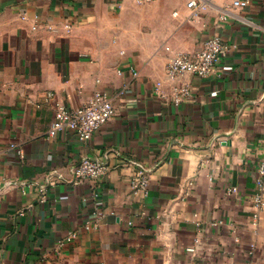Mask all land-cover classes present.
I'll return each mask as SVG.
<instances>
[{
	"label": "crops",
	"instance_id": "crops-1",
	"mask_svg": "<svg viewBox=\"0 0 264 264\" xmlns=\"http://www.w3.org/2000/svg\"><path fill=\"white\" fill-rule=\"evenodd\" d=\"M202 1L0 0V264H264V0ZM215 36L213 73L167 78V46ZM96 90L115 111L90 140L49 134L57 104ZM84 156L109 169L75 184Z\"/></svg>",
	"mask_w": 264,
	"mask_h": 264
},
{
	"label": "built area",
	"instance_id": "built-area-1",
	"mask_svg": "<svg viewBox=\"0 0 264 264\" xmlns=\"http://www.w3.org/2000/svg\"><path fill=\"white\" fill-rule=\"evenodd\" d=\"M139 4H145L151 0H137ZM251 3V0H233L232 8L244 9ZM207 3L202 0H188V7L193 10V15H198L200 11L207 8ZM231 15H234L230 9H224L221 14L222 20H228ZM67 27H71V22L66 23ZM226 48V45L222 39L218 36L208 38L205 40L200 49L194 52H182L173 51L169 46L167 49L172 51V55L169 58L166 67V76L171 80L177 79L179 76L191 72L200 76H208L213 73L217 62L220 59V54ZM134 76L138 75V71L133 69ZM161 84V82H158ZM128 88V84H124L120 93H124ZM188 85H179L176 87V98L180 94L188 92ZM47 98L54 97V92L48 91ZM115 104L112 97L105 91L96 90L94 95L86 102L78 106H66L65 104H57L55 117L51 123L49 134L51 136L57 135L59 132L72 130L83 141L90 140L103 124L108 122L114 115ZM14 146V145H12ZM138 167L137 174L132 179L134 191H148L150 183V169L143 163L135 162ZM109 166L99 158H93L90 156L82 157L80 163L76 166L74 172V183L83 184L86 181L99 180L106 175ZM193 184V181L190 182ZM258 190L254 197L255 206L257 212L255 217L259 216V211L264 206V158L259 165V176L257 179ZM234 191L237 188L233 187ZM217 225L218 222H213ZM90 228V225H86ZM77 233L72 232L68 236V240L76 238ZM199 239L195 240V243L187 246V250L194 254L197 251V244ZM251 249H254L256 245L252 243Z\"/></svg>",
	"mask_w": 264,
	"mask_h": 264
}]
</instances>
